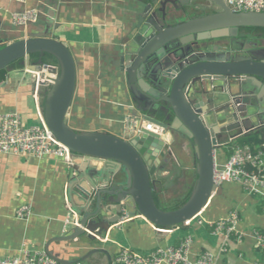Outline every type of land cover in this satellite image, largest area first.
I'll return each mask as SVG.
<instances>
[{"label": "crops", "instance_id": "crops-1", "mask_svg": "<svg viewBox=\"0 0 264 264\" xmlns=\"http://www.w3.org/2000/svg\"><path fill=\"white\" fill-rule=\"evenodd\" d=\"M142 2L29 0L24 5L0 0V48L27 38L29 33L42 32L46 27L45 24L43 27L40 24L32 25L29 29L15 26L13 14L32 9L42 11L44 19L52 14L55 17L51 21L53 33L58 40L68 45L77 64L76 90L67 117L68 125L77 132L96 131L129 139L132 133L126 130L125 121L134 117V112L120 76L119 59L122 49L132 45L138 17L145 6L152 4L153 9L157 10L161 8L163 0ZM171 9L172 7L168 8ZM213 9L215 12L218 8ZM241 32L247 38L264 36V30L257 28H245ZM31 66L30 58L23 69L13 66L0 73V115L17 112L25 126L38 124L41 114L40 91H37L32 75L31 80L27 79L29 74L26 69ZM22 70L25 76L19 77L17 74ZM45 90L42 88V91ZM218 98H214V104L221 106L225 103ZM208 108L205 105L204 109ZM220 109L224 107L216 110ZM218 116L220 113L216 114L218 127L229 123ZM250 133L222 147L219 153ZM184 145L179 142L177 148L181 150L178 152L181 157L192 159L190 166L184 169L190 172L192 186L197 180L195 152L191 151L189 156V149ZM170 152L176 164L165 165V173H156L153 178V192L159 193L162 206L166 202L165 190L161 185L162 177H167L170 172L176 171L174 169L180 168L173 149L170 148ZM220 157L225 161L229 156L223 152ZM75 163L82 172L72 170L64 160L55 157L33 159L0 154V260L18 257L24 248H28L44 250L65 264H114L123 248L148 254L162 247H178L186 238L191 237L193 260L209 252L214 255L215 264H257L261 261V254L252 240L239 244L231 238L226 243L223 236H214L210 227L200 226L196 221L170 228L166 232L137 213L128 221L121 222L120 219L104 235L99 229H89L82 220L90 204L91 211L100 207L104 219L116 220L117 207L111 202V195L102 193L101 205L99 195L102 190H111L114 181L126 182L127 176L124 170L117 173L116 167L101 160L78 158ZM161 168L162 165L159 170ZM233 189H238L240 196H236ZM222 190L223 194L212 199L199 217L201 220L217 222L227 218L238 208L243 218L239 229H264V218L251 215V204L259 203L256 198H248L239 186H227ZM26 205L32 206L33 215L28 220H19L17 211ZM126 209L128 214L132 211L128 207ZM76 219L84 225L85 230L68 223ZM92 234H98L99 239ZM223 249L227 252H223Z\"/></svg>", "mask_w": 264, "mask_h": 264}, {"label": "water", "instance_id": "water-1", "mask_svg": "<svg viewBox=\"0 0 264 264\" xmlns=\"http://www.w3.org/2000/svg\"><path fill=\"white\" fill-rule=\"evenodd\" d=\"M227 1L163 0L157 10L149 4L138 17L132 45L122 49L118 68L133 114L163 129V135L142 127L125 139L103 132H77L68 125L77 64L68 45L53 33L52 14L44 19L41 11L36 23L22 27L45 24L42 32L29 33L27 38L0 48V72L13 64L23 69L34 55L39 56L38 63L31 66L36 72H43L45 56L57 61L59 74L54 84L48 88L41 84L40 110L54 137L69 149L72 170L82 172L75 160L87 158L110 163L117 173H126V182L114 181L111 190L99 195L100 205L102 193L111 195L117 207L116 220L104 219L102 209L91 211L90 204L82 220L89 229H99L104 235L120 221L124 204L132 209L130 217L139 213L166 232L188 224L223 194L213 181L214 149L246 133L264 130V37L247 38L241 32L245 28L264 30V14L233 12ZM214 7L218 8L215 12ZM205 91H219L227 99L205 112L201 101ZM239 99L248 103L250 127L236 110ZM220 107L233 110V119L222 127L216 125L215 111ZM176 134L193 145L197 180L182 207L164 211L154 199L153 178L165 173L164 165L161 170L159 167L172 157L171 141Z\"/></svg>", "mask_w": 264, "mask_h": 264}, {"label": "built area", "instance_id": "built-area-1", "mask_svg": "<svg viewBox=\"0 0 264 264\" xmlns=\"http://www.w3.org/2000/svg\"><path fill=\"white\" fill-rule=\"evenodd\" d=\"M10 1L26 5L29 0ZM227 4L233 12L264 14V0H228ZM40 13L41 11L37 9L15 13L12 16L13 24L26 28L28 25L38 21ZM42 68V73L36 72L31 68L26 69V73L32 75L36 81L38 92L41 84H45L47 87L54 84L59 74V67L56 65L44 64ZM125 124L126 130L134 135L138 134L142 127L150 132L164 134L163 129L152 123L142 121L135 116L127 118ZM0 154L33 159L55 157L64 160L68 166H71L69 149L54 137L41 114L39 123L30 126L24 125L21 115L17 112L0 115ZM213 157V181L217 190L227 186H239L248 198L259 199L258 201L264 204V143L256 147L236 146L225 161L221 160L219 149L217 148L213 151ZM126 208L124 204L121 222L132 219ZM32 215L33 208L31 205L22 206L17 211V218L22 221L30 219ZM199 217L187 225L196 221L200 226L210 227L213 235L223 236L226 243L231 238H234L239 244L248 239L252 240L256 250L261 254V261L257 264H264V229H239L243 224V218L238 208L233 210L227 218L217 222L205 223ZM68 223H73L76 227L85 230L78 219L74 220V222L68 221ZM92 235L99 239L98 234ZM192 244V238L188 237L178 247H162L148 254H141L134 250L123 248L114 264H215V257L209 252L199 255L193 260L191 257ZM223 252H227V250L223 249ZM0 264H59V262L44 250L24 248L20 256L0 260Z\"/></svg>", "mask_w": 264, "mask_h": 264}, {"label": "rangeland", "instance_id": "rangeland-1", "mask_svg": "<svg viewBox=\"0 0 264 264\" xmlns=\"http://www.w3.org/2000/svg\"><path fill=\"white\" fill-rule=\"evenodd\" d=\"M17 75L19 77H24L25 76L24 70L19 71V73ZM31 78H32V76L27 75V79L31 80ZM242 140H238L237 142H235L231 146L223 148L220 151V154H222L224 152V154L229 156L234 147L245 145V142H243ZM177 147H178L177 145H174V146H172V149H173V152H175L176 158L178 157V163H179L181 169L180 168L174 169L176 171H174L173 173L170 172V174L167 175V177H162L161 185L165 190L164 191V199L167 202V203L166 202L163 203V205H164V206H162L163 209L172 210V209L177 208L178 205L181 206L183 204L184 199H185V193L188 192L187 189L192 184L191 183L192 180L190 179L191 178L190 172L188 170H184L190 166L192 159L189 158V160H187L186 158L181 157L180 153H178L181 150H179V148H177ZM186 147H187V145H186ZM188 149H189L188 154L190 156L192 153H191L190 148H188ZM232 192L236 196H240V191L238 189H233ZM251 213H252L251 215L256 216L258 218H264V204L261 201H259L258 204L252 203L251 204ZM206 218H207V215H206ZM139 223H141V221H139Z\"/></svg>", "mask_w": 264, "mask_h": 264}, {"label": "flooded vegetation", "instance_id": "flooded-vegetation-1", "mask_svg": "<svg viewBox=\"0 0 264 264\" xmlns=\"http://www.w3.org/2000/svg\"><path fill=\"white\" fill-rule=\"evenodd\" d=\"M210 13H213V12H210ZM264 37V36H263ZM208 89V88H207ZM234 91H236L237 92V90L236 89H234ZM206 93H205V95H203L202 96V99H201V101H202V103L204 104V106H203V110H205L206 112L211 108V106H213V105H215L214 104V98L216 99V98H218L219 99V101H226V97H224V96H222L221 94H220V92L219 91H217V92H211V93H209V92H207V91H205ZM237 103H238V105H237V108H236V110H237V112H240V114H241V117L244 119V120H246L247 121V119H248V103H247V101L246 100H244V99H239V100H237ZM205 105L206 106H208L209 108L206 110V109H204L205 108ZM228 112L229 111H227V110H225V109H220L219 111L218 110H216V114L217 113H220V116H218L220 119H223V118H226V122H229V121H231L232 119H233V110H231L230 112H229V115H227L228 114ZM232 114V115H231ZM226 116V117H225ZM247 125H248V127H250L252 124H251V122L248 120L247 122ZM179 142H183L185 145L184 146H186L187 145V147L188 148H190V150L193 152V150H194V148H193V145H192V143H191V141L188 139V138H186V137H183L181 134H176L175 136H174V141H173V143H172V145L174 146V145H177L178 146V144H179ZM187 147H185V148H187ZM171 148V150H172V147H170ZM170 163H172V164H176V162L173 160V157H169L168 156V160L167 161H163L162 162V166L164 165H169Z\"/></svg>", "mask_w": 264, "mask_h": 264}, {"label": "trees", "instance_id": "trees-1", "mask_svg": "<svg viewBox=\"0 0 264 264\" xmlns=\"http://www.w3.org/2000/svg\"><path fill=\"white\" fill-rule=\"evenodd\" d=\"M38 60H39V56L38 55H34L31 57V61H32V65H36L38 63ZM43 62L44 64H51V65H56L58 66V63L57 61L51 57V56H45V58L43 59ZM19 64H13V66H18ZM5 72V70L1 71L0 73H3ZM242 140V139H241ZM243 142H245V144H250L251 147H256V146H259L261 144L264 143V130H260V131H256V132H252L250 134H248L246 137L243 138L242 140ZM245 146V145H244ZM231 155V154H230ZM229 155V156H230ZM193 186L192 185L188 192H186L185 194V199L183 201V204L180 206L178 205L177 208L175 209H172V210H169V209H163L162 208V204H161V200H160V197H159V193L157 192H153V196H154V199L158 205V207L161 209V210H164V211H174V210H177L179 209L180 207H182L190 198V195L192 193V190H193Z\"/></svg>", "mask_w": 264, "mask_h": 264}, {"label": "bare ground", "instance_id": "bare-ground-1", "mask_svg": "<svg viewBox=\"0 0 264 264\" xmlns=\"http://www.w3.org/2000/svg\"><path fill=\"white\" fill-rule=\"evenodd\" d=\"M57 79V78H56Z\"/></svg>", "mask_w": 264, "mask_h": 264}]
</instances>
